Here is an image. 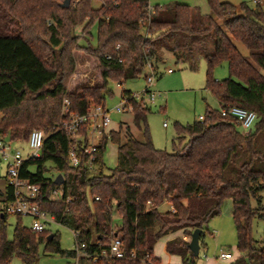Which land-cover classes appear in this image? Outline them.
<instances>
[{
    "label": "trees",
    "instance_id": "1",
    "mask_svg": "<svg viewBox=\"0 0 264 264\" xmlns=\"http://www.w3.org/2000/svg\"><path fill=\"white\" fill-rule=\"evenodd\" d=\"M100 1V6H94L93 0H76L65 7L54 0H0V133L24 141L35 129L47 134L40 157L24 162L21 178L41 187L36 198L40 208L77 232L75 244L86 243L87 252H100L112 236L122 235L125 258L99 257L94 262L81 255L77 264H144L148 255L161 264L154 255L156 243L178 231L182 236L167 241L166 251L180 255L182 264H197L199 255L189 246L192 233L201 228L202 240L228 198L241 252L234 264H264V242L253 234V219L264 220L261 5L207 0L212 13L206 15L180 2L157 4L151 12L149 0ZM78 26H83L84 35H92L97 27L96 45L80 44ZM235 42L248 48L249 58ZM76 49L95 59L101 83L69 88L77 65ZM166 50L178 57L203 54L205 88L220 107L238 105L255 111L258 117L251 129L244 132L237 119L222 115L220 107L208 106L203 120L176 122L177 135L169 151L153 143L147 122L151 109L145 100L130 98L135 123L145 139H136L128 130L122 142L120 130L107 131L97 145L96 167L72 166L71 138L58 130L67 117L65 99L72 113H84L91 104L106 106L105 92L112 94L110 81L124 83L146 68L155 71ZM224 63L229 75L217 79L214 69ZM122 94L130 97L132 90L123 89ZM109 140L118 144L114 167L104 160ZM49 162L56 171L51 175ZM58 174L64 177L62 184L55 182ZM4 196L6 201L13 199L7 180L0 201ZM165 202L172 209L162 211ZM10 216L0 214V264H10L14 257L35 264L41 246L44 254L75 257V248L62 247L59 233L49 228L34 231L20 215L10 238ZM132 249L136 258L129 256Z\"/></svg>",
    "mask_w": 264,
    "mask_h": 264
},
{
    "label": "rangeland",
    "instance_id": "2",
    "mask_svg": "<svg viewBox=\"0 0 264 264\" xmlns=\"http://www.w3.org/2000/svg\"><path fill=\"white\" fill-rule=\"evenodd\" d=\"M58 3H63L64 0H54ZM76 0H71L75 3ZM222 2H230L235 5H240L241 2H246L251 7H257L259 4L256 0H220ZM70 2V3H71ZM180 2L192 6L194 10L202 14H211L210 6L207 0H149L150 6L167 5L169 3ZM94 6H100V0H93ZM264 10V0L260 3ZM238 12L241 10L238 8ZM145 30V27H144ZM83 26L76 28V33L80 34V44L96 45L97 41V27L92 28V35H84L82 33ZM211 44L213 40L210 38ZM243 55L249 58L248 48L241 42H235ZM77 59L76 70L72 74L69 81V88L73 89L79 84L94 85L102 82L100 70L95 59L84 50L76 49L74 51ZM169 68L173 71L169 72ZM150 68H146L145 72L139 77L128 79L124 83L119 81H110L109 89L112 94L106 95V107L111 111L112 122L108 127L110 130L121 131V141L126 140L128 130L132 135L143 141L144 131L135 123V118L132 110L118 112L116 106L121 101V94L123 89H130L133 92H141L148 86L146 74H151ZM207 62L203 54L194 52L186 56L178 57L174 52L166 50L162 59L158 62V68L153 71L154 81L150 85V90L155 93V100L151 102L145 98L146 104L151 111L148 113L147 122L150 129L153 143L156 147L172 150L173 138L177 135L176 122L187 124L193 122L195 119H200L204 116L208 106L212 108H219L220 104L216 97L205 88L206 85ZM229 70L227 64L224 63L214 69V76L217 79H224L228 77ZM1 115V113H0ZM166 123V125H165ZM13 148H21L23 154L31 153L27 142H13ZM260 146L264 149V136L260 138ZM118 144L109 140L107 149L105 151L104 160L108 167H114L117 164ZM51 169L49 174L56 173L53 168V163H48ZM7 165L0 164V190L6 187ZM264 196V190L262 191ZM231 199L228 198L222 205V211L215 216L208 224L205 236L202 238L203 242L200 254L198 257V264L208 258L218 260V255L221 251L232 252L234 259L241 254L237 247V232L233 217L229 213ZM253 204L255 202L253 201ZM171 203L166 202L160 209L162 211L169 209ZM116 219L119 217L116 214ZM16 215H11L9 222L8 233L9 237L13 236L14 227L16 224ZM25 225L30 226L32 218L23 216ZM48 228L52 233H59L61 245L64 249L72 250L75 248V233L70 228L52 221ZM216 230V231H215ZM253 234L256 240L264 242V220L260 217L253 219ZM167 236L162 237L155 245V254L160 258L161 264H182V257L178 254H171L166 251ZM180 261V262H177ZM219 261V260H218ZM10 264H27L19 257H14ZM35 264H77L74 257L61 256L59 254H44L43 246L40 247V256ZM231 264V263H230Z\"/></svg>",
    "mask_w": 264,
    "mask_h": 264
},
{
    "label": "built area",
    "instance_id": "3",
    "mask_svg": "<svg viewBox=\"0 0 264 264\" xmlns=\"http://www.w3.org/2000/svg\"><path fill=\"white\" fill-rule=\"evenodd\" d=\"M256 1L260 2L261 0ZM150 11L154 12V6H150ZM168 71L172 72L173 70L170 68ZM147 80L148 86L143 91L132 92L130 97L121 94V101L116 106L118 112L132 110L130 98L137 100L148 98L151 102L155 100V93L149 89L154 81L153 71L147 77ZM220 112L224 116L237 119L244 132L251 129L258 117L255 111L238 105L220 107ZM63 113L67 114V117L60 123L58 130H64L71 138L69 158L72 166L87 165L89 169H94L96 167L97 145L101 142L103 135L108 131V127L112 122L111 111L106 106L91 104L84 113H72L69 111V100L65 99ZM203 118L204 116H200L201 120ZM46 137L47 134L42 129L33 130L27 141L21 138L4 136L0 133V164L6 163L5 179L13 189V199L6 201V196L1 199L0 214L6 212L22 217L29 216L32 218L30 227L38 232L48 228L49 224L55 221V216L42 210L36 200L41 187L38 184L31 183L28 179L21 178L20 175L23 164L29 157H40ZM13 142H27L31 153L24 155L21 148H13ZM54 195L59 197L58 190L54 191ZM74 233L76 237L78 233ZM85 247L86 243L75 244L76 255L74 258L76 261L81 255L88 256L96 262L99 257L125 258L128 254L123 247L121 234L112 236L108 246L100 252L89 253L85 250ZM129 256L136 258V250L132 249ZM232 256L231 252H221L220 254V257L224 259L232 258ZM143 263L155 264L152 256L149 255L143 260Z\"/></svg>",
    "mask_w": 264,
    "mask_h": 264
},
{
    "label": "water",
    "instance_id": "4",
    "mask_svg": "<svg viewBox=\"0 0 264 264\" xmlns=\"http://www.w3.org/2000/svg\"><path fill=\"white\" fill-rule=\"evenodd\" d=\"M70 2L71 0H64V2L62 3V6L68 7L70 5ZM63 181H64L63 175L58 174L55 179V182L57 184H62ZM202 232L203 230L201 228H197L193 231L192 236H191L189 246L195 256H198L200 253V247H201L200 238H201ZM49 238H52V234L49 236Z\"/></svg>",
    "mask_w": 264,
    "mask_h": 264
},
{
    "label": "crops",
    "instance_id": "5",
    "mask_svg": "<svg viewBox=\"0 0 264 264\" xmlns=\"http://www.w3.org/2000/svg\"><path fill=\"white\" fill-rule=\"evenodd\" d=\"M262 2V0L260 1V2H258L259 4ZM170 69V68H169ZM133 92V91H132ZM166 203V202H165ZM164 203V204H165ZM163 205V204H162ZM161 205V206H162ZM170 208L169 209H166V210H170V209H172V204L169 206ZM166 210H164V211H166ZM232 200H231V202H230V209H229V213H231V215H232ZM216 231V230H215ZM167 237V241H169V240H171V239H173V238H175V237H178V236H182V232L181 231H178V232H172V233H169L168 235H166ZM167 241H166V243H167ZM200 244H201V247H202V244H203V242L201 243V240H200ZM201 247H200V250H201ZM221 252H227V251H221ZM230 252V251H229ZM232 253V252H231ZM200 254V253H199ZM221 254V253H220ZM220 254L218 255V260L216 261V260H214V259H212V258H208V257H206V259L205 260H203L202 261V264H234L233 262H232V260L234 259V256L235 255H233L232 256V258H228V259H224V258H221L220 257ZM154 255L156 256V257H158L156 254H155V251H154ZM177 262H180V261H177ZM197 264H198V260H197Z\"/></svg>",
    "mask_w": 264,
    "mask_h": 264
}]
</instances>
